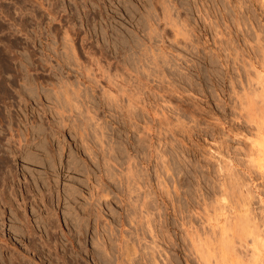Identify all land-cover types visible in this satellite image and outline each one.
Wrapping results in <instances>:
<instances>
[{
  "label": "clouds",
  "instance_id": "9594fccd",
  "mask_svg": "<svg viewBox=\"0 0 264 264\" xmlns=\"http://www.w3.org/2000/svg\"><path fill=\"white\" fill-rule=\"evenodd\" d=\"M10 2L0 0L11 65L0 67V264H264V0H34L31 26L5 15ZM40 127L57 161L64 144L62 173L81 162L69 175L83 191L69 217L60 206L61 223L20 207L28 170L48 161ZM129 153L135 178L116 163ZM108 161L120 183L89 204ZM217 205L221 220L254 219L259 240H237L239 259H218Z\"/></svg>",
  "mask_w": 264,
  "mask_h": 264
},
{
  "label": "rangeland",
  "instance_id": "374dc122",
  "mask_svg": "<svg viewBox=\"0 0 264 264\" xmlns=\"http://www.w3.org/2000/svg\"><path fill=\"white\" fill-rule=\"evenodd\" d=\"M3 8L5 10V15L8 17L15 18L17 22L23 23L25 26H31L33 23L31 16L26 15L30 11L35 10L34 6V0H12L10 3H5L3 5ZM19 10L21 15L19 17L16 16V11ZM174 27L177 28V31L179 32L178 26ZM10 28V25L7 20L0 21V30H8ZM4 40H10V34L5 35L3 37ZM66 45H71L72 40L71 37L66 36L65 37ZM13 44L19 46V41H13ZM214 63L213 60H209V64L212 65ZM0 67H2L4 70H8L10 65V60L7 54L3 53L2 50H0ZM66 88H71L73 85L70 82H64ZM179 87V84L176 85ZM30 93L33 96L39 97V93L41 91V84L39 82L34 81L32 85L29 88ZM61 119L60 123L63 124L64 121L62 119L63 114L61 113ZM179 123L177 124V127H180L184 124V117L179 116L178 117ZM36 133L38 135H41L44 138V150L48 154V161L47 164H44L41 162L40 166L35 169H29V179L26 180V187L21 189V192L24 196V202L21 203L20 207L22 211H25L27 214L29 205L31 206V209L33 212H36L40 215H42L46 223L51 224L52 222L61 223L59 208L61 205L65 206L64 216L69 217L72 215L71 210V201L73 199H77L80 195V193L83 191L78 184H73L70 181L72 179H75L76 176L69 175V173H74L77 170H81L80 168V160L77 157H72L69 161V173H62L61 169L65 167V147L62 142H59L58 144V152L60 159L57 161L55 156L48 151L47 145L49 143V140L47 136L44 135V129L43 127L37 128ZM59 139L58 137H56ZM137 143L140 145L142 149H144L145 153H150L151 151V145L146 143V137L142 134H139L137 136ZM158 160L161 163L162 167L167 168V160L164 159L163 155L158 156ZM112 161H108L106 164V174L104 177L99 178V182L97 183L95 180L92 181V185L89 186V193L90 199L89 204L95 202L96 198L98 196L106 197L111 194V185L112 184H119L120 178L116 175H114L111 171ZM116 163H122L127 165V171L130 176V178H135L139 175V169L136 167L137 165V154L135 153H129L127 158L123 161H117ZM219 171L221 174H224L225 172H230V169L226 166H221ZM65 176H67V179H65ZM160 186L162 190H166L168 188V184L165 178L161 177L159 179ZM55 189V190H54ZM135 191V189L132 187V185H129V193L130 195ZM89 193H84V195H89ZM29 197H31V201L29 202ZM145 201H149L151 199L150 196L144 197ZM50 201L55 202V207H53L52 203ZM147 207V204H145V208ZM219 208V215L216 219V222L213 224L217 227L216 230L219 229V224H223V221H229L232 223V221H235L233 223L232 229H234L235 223H239V220L242 219L241 216H246L245 213L237 212L234 216L229 217L232 221L229 219L221 220L220 217L224 216L226 217L227 213L224 210L222 206L217 205ZM221 213V214H220ZM241 214V215H240ZM245 214V215H244ZM239 215V216H237ZM240 217V218H239ZM251 218H253L250 215ZM254 220V219H253ZM76 221H78V218H76ZM219 222V223H217ZM216 223L218 226H216ZM226 223V222H225ZM230 223V226H231ZM77 226L79 227V224L77 223ZM238 228V227H237ZM239 240L238 238H236ZM236 240V241H237ZM242 244L245 245V238L244 240H240ZM245 242V243H244ZM236 249V248H235ZM236 253V252H235ZM234 253V254H235ZM236 255V254H235ZM239 258V257H238Z\"/></svg>",
  "mask_w": 264,
  "mask_h": 264
},
{
  "label": "bare ground",
  "instance_id": "6f19581e",
  "mask_svg": "<svg viewBox=\"0 0 264 264\" xmlns=\"http://www.w3.org/2000/svg\"><path fill=\"white\" fill-rule=\"evenodd\" d=\"M222 211H224V210H222ZM237 216H239V215H237ZM226 217H227V215H226ZM241 217H242V219L239 220V223L238 224L235 223L234 229H232V227H233V223L235 221H232L229 218H227V219L232 221V223L227 220V221H225L226 223L223 221V224L222 225L219 224L220 226H218L217 223H219V222H217L216 226L219 227L218 230H216L217 227L214 226L213 232L219 233L218 244H217L219 251H220V255L218 257L219 260L228 261L232 258H237V259L240 258V257L238 258V256L235 255L236 254L235 253L236 252V249H235L236 248V240H237L236 238H238L239 241L241 239L244 240V238H245V242H246V243L244 242L245 245H247L250 241H254V240L258 241L259 240L258 230L255 226V222H254L253 218L250 217V214L247 213L246 216H241ZM230 223H231V226H230Z\"/></svg>",
  "mask_w": 264,
  "mask_h": 264
}]
</instances>
